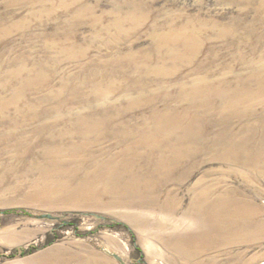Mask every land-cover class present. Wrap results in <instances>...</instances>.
I'll list each match as a JSON object with an SVG mask.
<instances>
[{
  "label": "rangeland",
  "instance_id": "rangeland-1",
  "mask_svg": "<svg viewBox=\"0 0 264 264\" xmlns=\"http://www.w3.org/2000/svg\"><path fill=\"white\" fill-rule=\"evenodd\" d=\"M183 27L198 33L196 59H190L192 54L184 51L179 39L168 42V36L180 35ZM159 37H164L160 46ZM152 47H175L174 54L184 51L188 60L163 62ZM116 54L124 58L140 54L141 72L129 68L126 60L123 68L104 67ZM146 64H151V70L166 67L168 76L148 75ZM83 69L96 75L118 72L120 76L115 74L100 85L115 82L133 92L119 90L104 101L96 100L95 94L101 91L98 81L92 78L81 84ZM254 76L264 80V0H0V110L10 111L13 117L21 110L43 112L57 107H63L64 114L77 113L81 98H88V103L82 102L84 115L105 111L101 116L113 119V128H139L153 110L162 113L171 107L185 115L186 126L205 130L209 140L194 144L189 137L185 141L194 149L210 144L221 132L218 124L229 123L238 133L254 129L244 134L252 137V157L242 161L244 165L216 159L203 149L190 153L182 159L183 172L189 171L190 176L181 182L182 168L174 171L173 181L158 193L159 202L142 207L107 206L111 199L104 194V183L91 173L95 163L130 162L129 157L116 154L134 141L103 140L93 147L95 158L78 160L86 165L85 172H69L72 164L65 161L60 164L68 172L46 177L41 168L50 167L51 172L52 167L45 158L23 162L13 158L11 146L0 158V264H121L113 255L127 264H188L177 251L183 246L198 253V259H193L198 264H264V124L249 116L253 109L262 118L264 106L249 104L248 115L240 108L239 117L243 114L244 119L227 111L236 99L233 91L240 99L258 91ZM193 79L222 92L208 97L190 91L180 94L181 86L193 88ZM260 97L264 101V95ZM29 123L27 129L39 124ZM0 130V138L10 132L8 126ZM74 138L67 145L80 143L78 136ZM42 150L39 147L37 152ZM158 161L156 155L140 162L146 178ZM250 168L263 172H250ZM85 175L94 176L95 182L81 192L78 185ZM200 183L216 195L252 203L259 212L254 228L263 226L254 236L259 240L223 238L210 249L204 240L195 239L203 227L186 213L201 190ZM167 196L177 207L174 213L162 209ZM47 214L57 219L40 218ZM244 227L239 234L252 230Z\"/></svg>",
  "mask_w": 264,
  "mask_h": 264
},
{
  "label": "bare ground",
  "instance_id": "bare-ground-1",
  "mask_svg": "<svg viewBox=\"0 0 264 264\" xmlns=\"http://www.w3.org/2000/svg\"><path fill=\"white\" fill-rule=\"evenodd\" d=\"M178 32L180 35H177L176 37L168 36L169 44L179 39L180 45L185 47L184 51L192 54H189L191 55L190 59H196L200 52V47H196V35L198 33H196L195 30L189 31L187 27L181 28ZM163 38L164 37H159L157 39L158 46H160V43L163 44ZM48 49L54 48L48 47ZM151 49L161 55L160 59H162L163 62L170 60L184 62L188 60V58L184 56V51L183 54L181 51L179 55L174 54L177 49L175 47H152ZM140 56V54H128V56L124 58L121 55L116 54L105 62L104 67L113 66L123 68L121 65L126 60L128 63L127 66L129 68H134L135 72L139 73L141 72V69L139 67L140 65L137 64V60ZM146 59L149 61L152 60L150 57ZM151 68V64H146V69L144 70L145 73L148 72V75H150L149 73L153 74L152 72H154L156 75L163 78H166V74L168 76L166 67L157 68L156 70H151ZM20 69V72H18L19 75H21V71H24V67ZM86 72L85 69L81 72V76L83 75L85 77L81 81V84H87L92 78L98 81L97 84L100 86L101 91L96 90V100L100 99V101H104L109 98L111 93H115L119 90H125L129 93L133 92V90L128 89V87H118L115 82H111L108 87L100 85V83L105 82L106 79H109V77L114 76L115 74H117L116 77L120 76L118 72L114 74L112 73L113 75L111 73L105 75L103 74L104 71L101 73L103 75H96L92 72L88 74ZM198 73L199 71L197 69L193 72L196 76ZM131 78L132 77L124 76V79L128 82L133 80H131ZM254 78L257 79L258 77L254 76ZM132 82H134V80ZM255 82L260 86L258 91L256 93L249 92V96L246 98H242L241 96L242 99H240L239 94H235L232 90L233 96L236 97L237 100L235 99L234 102L227 107V111L229 113L231 112L232 116L235 118L244 119L247 117H243V114L239 117L240 108L244 109L243 113H246L244 115H248V110H250L254 104H258L261 107L264 106V101L260 100L262 99L260 96L264 95V80L260 77L255 80ZM201 83V79H193V88L187 90V87L181 86L183 91L180 92V94L186 95V92L190 91L192 94L194 93L199 96L202 94L205 97H208V95L212 93L219 95L222 92L220 88L216 89L211 85L202 87ZM65 85H68V82H66ZM238 99H240V103ZM82 102L88 103L89 99L81 98V101H79L82 105L81 109H79L77 113L69 114H64L63 107H57L43 112L21 110L16 112V117H13V115L9 113L10 111L7 112L5 109H1L0 128H2V126H8L10 132L4 133L3 138H0V158L7 155L11 151V146H13V158L19 159L23 162H26V159H29V161L31 159V161L36 162L43 158L47 160L52 167V170L50 172V167L41 168L43 177H46L53 172L67 171L65 168H62L60 164L65 161L72 164L69 172L81 173L83 171L85 172L86 165L79 163L78 160H84V162H86L89 158H95L93 147L96 144L109 139H114L121 143L128 142V140L134 141L132 142V146H126L125 149L116 154L120 157H129L128 160H130V162L122 164L112 162L95 163L96 168L91 171V173L94 174L99 181L104 183V194L108 195L111 199L107 206L120 205L123 207L138 205L139 207H142L144 205L153 206L159 202L160 196H158V193H161L168 184L173 181L170 175L174 171L182 168L181 172H183L182 159L184 157H189L190 153H196L203 149L202 151H211V154L213 153V156H215L216 159H222L226 162L237 163L240 165H244L242 161L252 157L250 150L252 137H245L244 134L249 133L254 129L249 131L246 129L244 133H238L230 127L231 125H229V123L224 122L225 125L218 124V126L222 128L220 130L221 132L211 139L210 144L197 146L196 149H194L195 147L192 145L189 146L191 148L185 146V141L188 140L189 137L192 138L194 144L207 141L209 138L206 137L205 130L202 128H198L197 130L194 128L195 125L186 126L185 115H180L174 108L167 107L162 113L158 110H153V116L150 119L145 118L139 128L123 125L113 128L112 122H114V120L104 119L102 118L104 116H101L105 114V111H99L97 113L91 111V114L84 115L82 111H85V107H83ZM249 104H251V107H248ZM117 114L115 115L116 119L120 118V115ZM200 116L201 115H199L198 118L199 120L202 119ZM249 116L254 118L258 117L259 120L257 122L260 125L264 124V115L260 118L261 115L256 111H253V109H251ZM48 118H53V121L45 122ZM29 122H39V124L32 129H27V127L31 125ZM108 127H111V129ZM248 127L249 126H247V128ZM74 136H78L80 143L67 145V141L75 139ZM91 136H94L95 139L93 140ZM164 146L166 147L164 148ZM39 147H43L41 153L37 152ZM185 147L192 151L185 150ZM209 148L214 149L208 150ZM142 149L145 150V152L140 153L139 151ZM156 155L160 157V161H158L156 167L154 166V168H152L150 178H146V172L144 168L140 166V162L144 159H151ZM170 162L172 166L169 165ZM253 165L255 164L253 163ZM251 168L248 169L250 172L253 170ZM246 171H244L245 173L243 172L244 176L247 174ZM253 172H259L261 174L263 171L261 172L254 169ZM183 173L184 174H182L178 181L182 182L190 176L189 171H184ZM89 177V175H85L81 183H79L78 189H80L81 192L82 189L89 188L92 181L95 182V178H93L94 176ZM197 186L198 188H201V190L197 193V197L194 199L189 212L186 213V217L191 219L194 217L203 227L202 232L199 235H196L195 239L204 240L210 249L215 248L220 242V239L223 238L227 241V239H238V237H242L250 243L259 240L258 238H254V236L260 233L263 226L259 225L258 228H254V221L257 219L259 212L253 208L252 203L245 201V199L234 200L227 195H216L213 193L214 191L212 192L207 187H203L201 183L197 184ZM85 204H88V202L85 201ZM95 205L101 206L99 202H96ZM162 209L172 213L176 212L177 207L173 204L170 196L165 198ZM219 225H223L224 228ZM241 227L251 228L252 230L248 232L244 231L245 234L243 233L242 235L239 234V229ZM195 239L188 240H192L193 242ZM177 251L180 257H183L188 264H198L194 263L193 260L195 259L196 261L198 259V253L194 250H186L183 246L179 247ZM199 264H203V261H200Z\"/></svg>",
  "mask_w": 264,
  "mask_h": 264
},
{
  "label": "water",
  "instance_id": "water-1",
  "mask_svg": "<svg viewBox=\"0 0 264 264\" xmlns=\"http://www.w3.org/2000/svg\"><path fill=\"white\" fill-rule=\"evenodd\" d=\"M97 217H99V216H97ZM40 218H47V219H50V220H56L57 218L56 217H54V216H52V215H50V214H47V215H42V216H40ZM99 218H103V217H99ZM104 219V218H103ZM113 257L117 260V261H119L121 264H127L120 256H118V255H113Z\"/></svg>",
  "mask_w": 264,
  "mask_h": 264
}]
</instances>
